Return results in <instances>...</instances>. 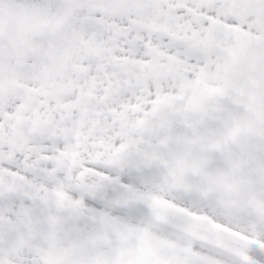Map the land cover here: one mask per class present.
<instances>
[{
  "label": "snow or ice",
  "instance_id": "6c2138e0",
  "mask_svg": "<svg viewBox=\"0 0 264 264\" xmlns=\"http://www.w3.org/2000/svg\"><path fill=\"white\" fill-rule=\"evenodd\" d=\"M0 264H264V0H0Z\"/></svg>",
  "mask_w": 264,
  "mask_h": 264
}]
</instances>
